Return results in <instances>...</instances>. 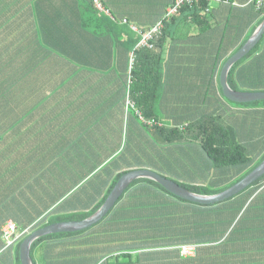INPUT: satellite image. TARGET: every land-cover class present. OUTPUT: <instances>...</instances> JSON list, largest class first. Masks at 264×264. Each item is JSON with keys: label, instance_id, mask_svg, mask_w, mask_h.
<instances>
[{"label": "crops", "instance_id": "obj_1", "mask_svg": "<svg viewBox=\"0 0 264 264\" xmlns=\"http://www.w3.org/2000/svg\"><path fill=\"white\" fill-rule=\"evenodd\" d=\"M18 1V7L43 1L44 8L53 1L63 15L69 0ZM98 1L120 25L125 19L129 29L134 25L141 30L158 23L172 3ZM250 1L210 0L214 8L208 25L171 26L164 42L163 84L156 102V111L167 124L220 113L217 76L221 71L215 74V67L234 55L259 26L262 15ZM27 12L10 11L0 20V264H21L16 249L1 250L3 221H16L19 226L54 219L59 220L53 223L66 222L91 210L124 171L148 169L184 183L220 184V170L212 168L200 149L188 145V152L176 153L147 139L139 119L129 114L126 70L93 73L55 55L49 60L41 51L24 53L38 46L35 14ZM100 13L109 14L104 6ZM19 33L35 41L15 43ZM246 64L243 71L250 73L244 81H264L253 77L264 76V41L243 67ZM242 111L236 109L239 114ZM247 111L250 126H237L245 142L264 132V112ZM128 137L133 139L131 146ZM256 145L254 141L251 147ZM151 191V187L134 185L90 231L39 241L31 250L34 263L264 264V184L240 195L247 199V206L238 202L235 214L228 213L235 208L234 202L198 206L172 201L155 188L152 198H141L140 194ZM216 204L220 205L208 207ZM243 205L244 213H237ZM240 216L236 231L221 236L223 224ZM178 245L194 250L183 254Z\"/></svg>", "mask_w": 264, "mask_h": 264}, {"label": "trees", "instance_id": "obj_2", "mask_svg": "<svg viewBox=\"0 0 264 264\" xmlns=\"http://www.w3.org/2000/svg\"><path fill=\"white\" fill-rule=\"evenodd\" d=\"M19 3L18 0H0V20H2L1 18H3L5 13L14 10L18 11V13L32 11L33 14H35V24L38 30V38L35 39L36 41L26 40L24 37L27 33H19L14 39L15 43L18 44L32 43L34 41L38 44L39 47L34 44L35 48L33 50L23 51L24 53H38L41 51V53L44 54L41 56L49 55V60H52V55H55L75 68L93 73L109 74L111 72H120L121 68L122 70H126L129 114H134V116L139 119V123L144 126L147 139L154 141V144L157 146L165 147V149L174 152L180 151L181 149L188 152L189 150L186 146H195L207 157L212 168L220 170L219 178H217L220 184L216 183V187H214V185L184 183L170 178L175 183L197 194H217L239 182L264 160V132L260 133L257 139L247 140L245 142L242 141V136L237 127L240 124H243L244 127H249L251 115L247 114V108L262 110L264 112V101L239 104L228 100L224 96L219 83L218 74L229 58L215 67V74L218 75L217 84L220 90V113H210L205 116L186 120L179 125H169L156 111V102L163 84L162 61L165 52L164 42L170 35L171 26L177 27L180 24L189 26L208 25L210 21L209 18L214 8V6L210 8V0H203L199 5L192 7L184 6L176 15L168 17L166 13L167 9L174 3V0H172L171 5L165 10V13L158 21L163 23V31L161 36L154 42L153 49L137 47L140 37L129 29L127 27L128 25L122 23L120 25L118 22L120 20H117L112 11L104 4L103 6L108 10L109 15L105 13L101 14L100 11L94 7L93 0L91 3H84L83 1L80 2L77 0L66 1L64 3L65 9L63 15L60 13L57 4L53 1H49V5L46 8H44L45 3H43V1L29 4V6L32 7H27L26 5L18 7ZM219 3L221 2L219 1ZM250 5L262 15L258 23L259 25L264 20V9H257L251 1ZM208 7L210 8V12L206 14L205 9ZM57 11H59L58 18H56ZM28 13L29 12H27L26 15ZM7 20L13 21V19ZM3 26L5 28L9 27L7 24H3ZM255 29L256 27L252 30L251 34H253ZM0 34L2 35L3 33ZM263 41L264 36L249 54L231 68L228 75V82L233 90L241 92H264V81L243 80V77H249L248 74L250 73L248 69L243 71V68L248 67L247 64L243 67V64L247 62L250 57L255 55ZM19 50L20 48L15 49V51ZM104 61H106L107 64H104ZM257 74H261V70H258ZM253 77L264 78L262 75ZM211 84H214V76ZM236 109H242L243 111L239 114L236 112ZM244 111H247V113ZM152 120L155 123L151 125L149 121ZM239 121L240 123H238ZM254 141H256L257 145L252 148L251 144ZM126 172L127 171H124L114 178L107 191L102 195V198L91 210L71 216L66 220L80 221L95 213L105 202L119 178ZM137 184L143 185V187H151L153 190L150 193L140 194L141 198H152L155 188V191L166 194L172 201L201 206L170 194L161 185L150 179H139L132 183L118 202L131 187ZM263 184L264 176L245 189V191L241 192V194L227 199L225 202L222 201L220 204L234 202L235 208L229 209L228 213L235 214L238 202H244L246 203L245 206H247V199L245 200L240 197V195L248 193L249 188L252 186H263ZM164 200H167V197L164 198ZM220 204L210 205L208 207H216ZM243 208L244 205L238 209L237 213H244ZM240 219L241 216L237 221L233 219L223 224L221 227L222 233L220 232V235L227 236L233 234L237 227H239L237 223ZM58 220L59 219H54L51 222L53 223ZM51 222L47 224L37 222L31 226H19L15 221L14 223L18 230L23 231L27 228H30V230H28V232L22 236L23 238H20L18 243L12 247H7L4 240L1 239L2 252L16 249L17 258L20 261L19 246L21 242L31 232L47 226ZM101 222H103V220ZM5 223L6 221H3L2 226ZM98 224L93 227L98 226ZM92 228L75 234L86 233ZM57 235L62 234L50 236ZM50 236L39 239L33 245ZM191 244L194 245L195 242L190 243V245ZM177 247H180L179 252L181 253H183L184 247L190 248L191 251L194 250V247L191 246L178 245Z\"/></svg>", "mask_w": 264, "mask_h": 264}, {"label": "water", "instance_id": "obj_3", "mask_svg": "<svg viewBox=\"0 0 264 264\" xmlns=\"http://www.w3.org/2000/svg\"><path fill=\"white\" fill-rule=\"evenodd\" d=\"M263 36L264 20L255 29L247 42L234 55H232L222 67L219 76L220 86L224 96L234 103L243 104L264 101V92L235 91L230 87L228 82V75L231 68L238 61L249 54L261 41ZM263 176L264 160L248 175L228 189L213 195H201L182 187L171 179L166 178L152 170L138 169L128 171L119 178L105 202L91 216L80 221H66L49 224L31 232L19 246L21 264H35L31 256V250L33 244L39 239L54 234L77 233L97 225L107 216L129 186L139 179H150L161 185L167 192L180 199L198 204L209 205L225 201L240 194Z\"/></svg>", "mask_w": 264, "mask_h": 264}, {"label": "built area", "instance_id": "obj_4", "mask_svg": "<svg viewBox=\"0 0 264 264\" xmlns=\"http://www.w3.org/2000/svg\"><path fill=\"white\" fill-rule=\"evenodd\" d=\"M203 0H174V3L172 6H170L167 9V16H174L176 15L184 6H195L199 5ZM209 1V0H204ZM251 2L254 4V6L257 9H264V0H251ZM94 4L96 8H98L100 11H103V6L101 2L98 0L94 1ZM210 11V8H206L205 12L208 13ZM109 15V14H108ZM123 23H127V20H123ZM130 29L136 33L140 37V41L137 45L139 48H147V49H153L154 48V42L156 39H158L163 31V23L158 22L153 27L147 29V30H141L137 26L129 25ZM155 122L149 121V124H154ZM30 228H27L23 231H20L17 229L16 224L12 220L6 221V223L2 226V239L4 240L7 247H12L18 243L20 238H23L22 236L25 235V233L28 232ZM191 251L190 248L184 247L183 253L189 254Z\"/></svg>", "mask_w": 264, "mask_h": 264}, {"label": "rangeland", "instance_id": "obj_5", "mask_svg": "<svg viewBox=\"0 0 264 264\" xmlns=\"http://www.w3.org/2000/svg\"><path fill=\"white\" fill-rule=\"evenodd\" d=\"M83 2L84 3H87L86 1H83ZM253 88L256 89L255 87H253ZM165 89H166V87H165ZM165 89H163V93H162L163 96H165V94L167 92V91H165ZM132 141H133V139H131V138L128 137V145L129 146L133 145V142Z\"/></svg>", "mask_w": 264, "mask_h": 264}]
</instances>
